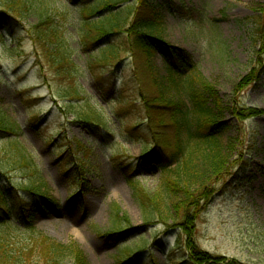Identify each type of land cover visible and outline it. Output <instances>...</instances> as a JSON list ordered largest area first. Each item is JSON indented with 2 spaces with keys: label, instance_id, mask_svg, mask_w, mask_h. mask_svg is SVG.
I'll return each instance as SVG.
<instances>
[{
  "label": "rangeland",
  "instance_id": "rangeland-1",
  "mask_svg": "<svg viewBox=\"0 0 264 264\" xmlns=\"http://www.w3.org/2000/svg\"><path fill=\"white\" fill-rule=\"evenodd\" d=\"M101 1L0 0V119L5 128L16 131L10 138L0 134V190L11 193L5 196L19 228L17 235H25L23 213L33 206L32 228L57 243L75 244L86 264H118L140 250L139 259L131 264H191L181 229L172 221L145 224L134 191L118 169L129 165L137 189L153 197L163 178L159 163L167 159L164 153L149 155L152 141L135 78L144 57L135 60L124 49L123 33L108 40L118 51L117 64H100L98 50L103 46L83 42L86 33L107 21L97 20L106 13L89 16ZM129 4L137 12L145 6L159 12L163 40L187 55V66L214 87L225 106L223 140H232L224 154L227 171L223 180L207 179L217 193L199 216L192 241L219 257L209 264H264V66L260 68L264 51L257 53L251 41L256 18L264 23L260 13L264 0H132ZM126 16L124 12L118 21ZM43 21L58 38L52 44L36 38L37 52L30 30ZM59 52L68 62L62 76L54 58ZM151 62L164 75L161 57L155 55ZM250 70L258 71L257 77L237 93ZM141 75L142 71L140 80ZM142 83L150 89L148 81ZM72 90L77 99H63ZM232 106L257 109L260 115L239 123ZM90 113L96 121L77 117ZM239 159L243 165L234 168ZM29 180L59 207V216L20 189ZM113 206L120 208L128 226L117 230L122 231L115 240H108ZM16 239L15 253L25 246ZM35 259L36 254L28 252L22 264H43Z\"/></svg>",
  "mask_w": 264,
  "mask_h": 264
},
{
  "label": "trees",
  "instance_id": "trees-1",
  "mask_svg": "<svg viewBox=\"0 0 264 264\" xmlns=\"http://www.w3.org/2000/svg\"><path fill=\"white\" fill-rule=\"evenodd\" d=\"M74 1L82 2L83 0ZM130 1L132 0H102L97 8L90 9L89 16L106 13V16L97 20L107 21L97 25L98 27H95L94 31L86 33L83 42L90 47L103 46L98 50L100 56L97 58V62L100 64H115V62L117 64L120 62L118 51L112 43L108 44V40L123 33L124 49L135 60L144 57L140 69L141 77L143 76V79L148 81L150 89L142 87L143 79H139L141 71L139 73L138 69H136L135 78H138L139 99L145 111L144 120L147 122L152 141L149 155L157 152L164 153L167 162L159 163L163 178L153 197L148 196L143 190L137 189L139 185L135 174L129 173V165H118V169L134 191V197L143 214L145 224L153 220H158L163 224L169 221L174 222V226L181 229L184 234V250L188 253L190 263L209 264L211 261L220 260L219 257H213L200 250L192 241V234L199 216L210 205L212 198L217 193L215 188L210 187L211 182H208L207 179L223 180L227 171V167L224 166V154L232 146V140H223L227 126L221 121V114L225 110V106L214 87L197 70L187 66V55L163 40V21L159 12L152 7L149 9L148 6L144 7V11H134L129 4ZM124 5L126 6L122 7ZM94 6L95 3H92L91 7ZM124 12L127 13L124 21V17L122 18L123 22L118 21ZM260 13L264 16V6ZM12 14L18 16L16 11H12ZM253 24L256 28L251 31V41L258 48L257 53L260 54L264 51V23L257 17ZM30 36L38 52L37 44L39 43L36 42V38L41 43L52 44L51 42H56L58 33L55 29H50L47 21H43L38 23L34 30H30ZM87 36L90 37L89 40ZM155 55H159L164 63V75H160L151 62V58ZM54 56L62 76L67 58L60 52ZM54 58L52 61L55 60ZM263 63L264 61L261 60L260 68H263ZM67 74L70 75L69 72ZM257 75L258 71L250 70L247 77L244 78L243 84L237 88L239 90L237 93L251 84ZM64 95L63 99L67 101L77 99L75 90H72L71 94ZM233 96L234 93H232V98ZM236 102L237 100H232V104ZM67 106L70 107L71 103H68ZM231 110L239 123L260 115V111L253 108L232 106ZM77 117L89 119L91 122L96 121L93 113L77 114ZM5 127L3 120L0 119L1 136L3 135L5 138L15 136V129ZM241 149H244V146H241ZM26 163V161L23 162L25 171L28 170L27 165L25 166ZM243 163L244 161L239 159L234 163V168H239ZM31 173L35 175L33 170ZM34 184L35 181L29 180L20 189L41 201V207L47 208L52 214L59 216V207L46 200ZM5 194L11 193H4L0 190V264H22L28 252L36 254V263L86 264L82 252L75 244L57 243L32 228L30 219L33 206L29 211L23 213L25 235H17L15 231L19 228L17 222L12 220L9 209L11 202L7 200L8 195L5 196ZM9 197L12 200L13 196ZM120 215V208L113 206L110 210V224L113 232L109 235L105 234V239L115 240L114 238H117L122 231L117 230L128 226L126 216ZM15 238L25 242L24 248H19L20 250L18 249L16 253L12 249L15 246L13 243ZM24 249L28 251L23 253ZM139 252L141 250L128 255L118 264H131L139 259Z\"/></svg>",
  "mask_w": 264,
  "mask_h": 264
}]
</instances>
